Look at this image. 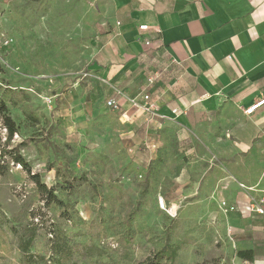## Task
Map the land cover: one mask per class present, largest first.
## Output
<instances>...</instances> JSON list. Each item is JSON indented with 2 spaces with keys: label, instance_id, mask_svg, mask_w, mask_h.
<instances>
[{
  "label": "rangeland",
  "instance_id": "rangeland-1",
  "mask_svg": "<svg viewBox=\"0 0 264 264\" xmlns=\"http://www.w3.org/2000/svg\"><path fill=\"white\" fill-rule=\"evenodd\" d=\"M111 2L0 0V98L19 128L9 145L19 146L65 203H47L7 157L0 174V264H137L166 242L181 243L174 264H229L238 249L206 198L176 185L168 138H148L165 160L148 178L151 165L129 152L136 137L106 106L108 86L87 80L92 39L109 22ZM101 113L107 122L96 118ZM7 135L0 115V151ZM161 197L178 209L177 218L158 208ZM131 210L147 227L137 226L127 242L123 222ZM21 237L32 241L28 253Z\"/></svg>",
  "mask_w": 264,
  "mask_h": 264
},
{
  "label": "crops",
  "instance_id": "crops-1",
  "mask_svg": "<svg viewBox=\"0 0 264 264\" xmlns=\"http://www.w3.org/2000/svg\"><path fill=\"white\" fill-rule=\"evenodd\" d=\"M110 7L92 39L87 80L107 85L108 99L115 89L127 92L115 97L120 122L136 137L129 152L150 164L163 156L148 138H168L176 185L206 198L238 249L232 262L264 264V215L218 208L220 199L264 201V105L244 113L264 98V0H112ZM145 94L157 115L128 99ZM105 115L96 118L107 122Z\"/></svg>",
  "mask_w": 264,
  "mask_h": 264
},
{
  "label": "trees",
  "instance_id": "trees-1",
  "mask_svg": "<svg viewBox=\"0 0 264 264\" xmlns=\"http://www.w3.org/2000/svg\"><path fill=\"white\" fill-rule=\"evenodd\" d=\"M0 115L3 118L4 126L8 131L6 145L0 151V174H3L7 167L8 161L7 157H10L12 162L21 165V167L28 173L30 179L36 184L39 192L43 196L44 200L47 203H56L60 206H65V203L58 197L56 194V190L53 186L48 185L46 181L42 180V177L39 172H34L31 164L26 160L23 154L19 151V146H10L11 140L14 138V135L18 132V126L16 122L12 119L9 114L8 107L6 103L0 98ZM103 115L98 116L99 119L103 118ZM173 141L172 144L175 145V133L172 134ZM103 157V156H99ZM165 163L163 157L159 156L156 160L151 161L150 170L148 172V178L153 175L155 171H157L159 165ZM69 220H74L73 215L67 208L64 210V216ZM79 223H83V219L78 217ZM139 226L141 229H145L147 225L144 221L141 220L140 215L137 210H131L126 220L123 222L125 240L127 242L131 241L132 236L135 234L136 228ZM20 247L24 252H29L30 247L32 245L31 240H25L24 238H20ZM181 248V243L171 244L166 242L160 247H156L152 255L148 256L145 260L138 262L137 264H174L178 251ZM34 257L29 254V258Z\"/></svg>",
  "mask_w": 264,
  "mask_h": 264
},
{
  "label": "built area",
  "instance_id": "built-area-1",
  "mask_svg": "<svg viewBox=\"0 0 264 264\" xmlns=\"http://www.w3.org/2000/svg\"><path fill=\"white\" fill-rule=\"evenodd\" d=\"M139 28L140 30H148L149 25L141 24ZM2 43L10 44V40L3 38ZM145 43L146 45H149L150 40H146ZM128 99L131 101L132 105L136 107L137 109L143 110L144 112L149 113V114L157 115L156 103L153 102V100L150 98L148 94H145L142 96L143 101L138 100L137 98H128ZM263 105H264V98H261L257 100L256 102H254L253 104L249 105L248 107L244 108V113L247 116H253ZM106 106L113 111H119L122 107L118 99L114 97L106 101ZM158 208L166 212L171 218H177L179 215L178 209L175 206L170 205L164 197H161L158 200ZM218 208L225 215L231 212H237V211L242 212V214H245V215L246 214L264 215V201L263 200L250 199L247 203H244L243 205H241L238 203L229 202L227 199H220L218 202ZM230 264H249V263L232 262Z\"/></svg>",
  "mask_w": 264,
  "mask_h": 264
}]
</instances>
